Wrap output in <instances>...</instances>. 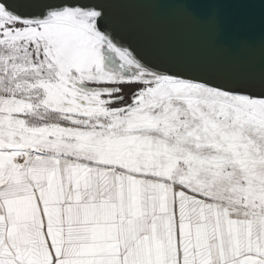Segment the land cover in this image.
<instances>
[{
    "label": "snow or ice",
    "instance_id": "6c2138e0",
    "mask_svg": "<svg viewBox=\"0 0 264 264\" xmlns=\"http://www.w3.org/2000/svg\"><path fill=\"white\" fill-rule=\"evenodd\" d=\"M0 264H264V0H0Z\"/></svg>",
    "mask_w": 264,
    "mask_h": 264
},
{
    "label": "water",
    "instance_id": "95a60500",
    "mask_svg": "<svg viewBox=\"0 0 264 264\" xmlns=\"http://www.w3.org/2000/svg\"><path fill=\"white\" fill-rule=\"evenodd\" d=\"M225 15L235 22L246 28L252 22H258V10H252L244 7H229L224 10Z\"/></svg>",
    "mask_w": 264,
    "mask_h": 264
}]
</instances>
